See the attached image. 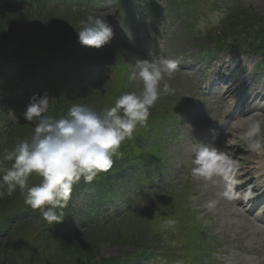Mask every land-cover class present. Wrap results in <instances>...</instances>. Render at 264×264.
<instances>
[{"label":"trees","instance_id":"trees-1","mask_svg":"<svg viewBox=\"0 0 264 264\" xmlns=\"http://www.w3.org/2000/svg\"><path fill=\"white\" fill-rule=\"evenodd\" d=\"M43 1L0 0V98L4 88L16 89L17 92L18 87L12 83L21 79L30 81L39 88L51 85L53 88L50 96L53 99L50 101L49 114L59 118L66 115L71 107L66 106L63 101L64 96L70 91L69 75L71 73L77 75L84 66H89L90 63L85 60L90 59L98 48L82 45L79 41L71 45L66 44L64 31L61 30L64 24L59 19H52L46 11L45 16L37 13V11L40 13L43 11L39 10ZM30 3L33 7L30 6L21 11V8L29 6ZM188 3L191 9L190 19H194L198 18L197 15L203 9L213 7L216 0L212 2L188 0ZM247 15H250V18ZM204 37L209 39L216 52L236 51L244 38H252L258 43L259 48L256 50L261 51L260 48L264 46V16H260L251 9H245V12H231L221 22L219 31L208 29ZM86 51H88L87 54ZM115 88L119 89L117 84ZM86 101L98 111L114 105L113 101L104 100L101 93H94ZM12 105V100L9 98L0 101V155L10 151L18 139L29 138L33 131V124L27 121L20 126L10 127L6 113ZM131 141L126 139L118 150L119 155L116 153L117 155L113 157L111 172L117 177L135 169L134 165H130V157L135 155L138 157L136 160L140 162L138 155L145 151L139 137L132 141L135 150L131 154L129 149ZM150 153L151 151L147 152V155ZM9 164L10 162H5L4 166L7 167ZM143 166L145 165L142 162L140 167ZM142 169L144 171L140 174V184L145 177H150L149 169ZM104 174L106 175V173H100L95 178L98 179L90 184L81 179L73 186L72 194H78L88 185L96 191ZM39 180L40 178L33 174L29 178V184L38 183ZM148 209L147 205L141 206L140 222L137 219H128L124 227V236L131 240L136 235H140V240H144V244L150 247H153V244L148 238L155 237L156 240L159 239L157 249L162 243H166L165 250L158 251L156 255L157 249H151L157 264H182L191 246L192 251H201L200 240L195 229L192 228L195 220L190 215V211L184 210L185 212L179 213L177 209L172 210L178 211L177 214L171 213L177 220V224L174 229L167 231L142 224V220H147L142 213ZM63 213L62 222L49 225L42 218L39 210H33L24 203V196L19 188L11 196L5 195L0 198V264H137L138 257H126L125 253L116 257H99L98 235L95 233L96 236L90 241L79 238V242L70 232L71 223L67 219L70 216L68 205L63 209ZM158 213L162 215L167 212L158 210ZM173 217L164 214L162 220L165 222ZM187 225L191 227L187 229ZM33 231L37 234L35 240L38 237L35 242L30 238ZM162 237L166 239L162 240ZM150 255L152 254L148 250L140 251L142 259Z\"/></svg>","mask_w":264,"mask_h":264},{"label":"clouds","instance_id":"clouds-1","mask_svg":"<svg viewBox=\"0 0 264 264\" xmlns=\"http://www.w3.org/2000/svg\"><path fill=\"white\" fill-rule=\"evenodd\" d=\"M225 15L215 12L196 27L204 33ZM77 35L82 45L100 48L110 42L114 32L105 16L89 15L81 20ZM177 69L178 62L168 57L137 59L129 79L138 80L142 87L122 93L113 106L100 111L90 104H73L66 115L57 118L49 114L53 97L47 92L30 96L22 116L34 128L29 138L18 139L10 151L0 155V198L11 196L19 188L24 203L39 210L49 225L62 222L73 186L81 179L91 183L112 167L121 144L147 122L160 97L172 93L167 80ZM242 139L249 151L264 152V124L252 121ZM193 155L194 178L210 181L224 177L228 183L220 195L237 198L233 192L234 161L229 156L206 143L193 148ZM5 162H10L9 166L5 167ZM33 174L40 180L30 185ZM217 203L210 199L205 207L211 211ZM176 224L175 219H168L161 227L174 229Z\"/></svg>","mask_w":264,"mask_h":264},{"label":"rangeland","instance_id":"rangeland-1","mask_svg":"<svg viewBox=\"0 0 264 264\" xmlns=\"http://www.w3.org/2000/svg\"><path fill=\"white\" fill-rule=\"evenodd\" d=\"M233 2L240 3L243 6H251L257 13L264 14V0H233ZM114 8L115 3H111V0H103V3H101L96 9L91 10V12L105 16H113L115 15ZM208 10L205 12L207 13ZM213 13L215 12L207 13L202 16L200 20L196 19L194 21L198 24L201 20H207ZM140 16H142V14ZM140 16L136 13L131 14L126 20L130 25V28L126 29L128 37H119V35H117L116 37L118 38H115L112 42L119 51L120 60L123 63H125L126 59L130 57H132L135 63L137 59H151L157 57V55L171 59L176 58L179 62L190 61L196 56L198 51V39L200 37L203 38V33H200L196 27L197 24L191 31L184 29L179 22H171L170 20L162 24L160 27H152L150 20L147 19V15L143 14L142 17ZM153 18L157 20V22H160L164 19V16H162L161 13H155ZM143 24L144 28L140 33L137 31L134 32V27ZM168 28L170 33L166 36ZM105 57L107 59V64L111 65L115 62V52L107 53ZM224 59H226L224 54L213 56V58H209L206 65H197L195 68H199V70L194 72H191L187 68L183 71L177 69L172 78L167 80L173 91L171 94L164 95L158 100L159 112L163 113L168 101L174 103L177 100L190 98H198L199 101L195 102L190 113L178 124L175 138L169 140L165 144V147L167 148L165 157L168 156L166 162L167 166L165 167V173H162L158 177V183L168 185L173 184L174 180L178 181L175 182L174 188L169 186L168 190L173 198L179 199L181 203H183V207L189 209L190 212L196 216L197 223L193 228L196 231L198 228L197 234L199 239L207 244L206 249L210 248L209 252L205 253L206 257L211 259V262L208 264H264V227L251 222L252 219L248 218L243 211L244 206L242 207L240 202H232L230 199H226L220 195V193L224 191V187L219 177H214L212 180L202 183L200 180L203 179L194 178L191 175V169L194 167L192 163L194 158L193 141L195 138L198 140L196 134L193 132L194 129H197L200 133L201 128H204L205 126L210 128V131H203V136L205 139L210 137L209 144L214 147L217 146L218 142L223 146L226 142L224 138H221L222 134L215 131L214 125L217 124L218 118L214 117L210 111H203L205 109V103L210 100L213 92L221 85V82L212 85L213 80L219 77L222 73L228 72V65H223V63L220 62ZM213 60L215 63H212ZM226 60L227 62L230 61L229 58ZM134 63L131 66L132 70H134ZM184 64L190 66V63ZM209 65L211 66L207 72V76H201L200 72ZM109 75L110 73H106V76H104L102 80L105 81V84L108 83L112 85L113 77L109 78ZM101 78L102 77H100L99 82L96 84L98 89L104 87V82ZM196 78L204 80L208 87L212 86L211 91L207 88L203 92L199 87ZM248 84L250 87L263 86L264 88V66H262L259 71L249 70ZM128 85L129 83L127 81L125 87ZM140 87H142L141 84ZM194 108L202 115L204 122H210L211 124L208 123L205 125L204 122L200 124V118L197 119L195 125L193 122L191 123L189 116L193 114ZM218 110L219 109H216L215 111ZM257 113H261V111H257ZM258 120L264 124V117L259 118ZM169 123H171L170 120ZM233 135L235 137V132H233ZM156 140L157 138L151 136L148 139V144L153 145ZM164 141L165 138L163 134L162 139L160 140L161 146H164ZM241 146L245 150L247 149L245 143ZM232 153L238 158L233 151ZM244 153H246V157L257 154L253 152H250V155L248 152ZM236 161L239 163L238 160ZM246 170L247 169L244 171ZM239 172L241 173L242 171L240 170ZM191 177L196 179V181L191 182L193 191L189 195V200L187 201L185 196H180V191L184 185L185 179ZM254 177H256L255 183H261L260 181L264 180V176H262V180H260V178L256 176L255 171L251 172L249 175L250 179ZM252 186L254 185L252 184ZM130 188L128 198L131 197L132 192L134 191L133 186ZM262 188H264V183L259 189ZM210 199H216L218 201L216 207L211 211L207 210L205 207L206 202ZM74 204L77 206L82 205V207L85 206L82 198H77L74 201ZM249 216H251L250 213ZM75 218H83V212H76ZM249 219H251V221ZM116 221L120 222L121 217ZM111 223L112 222L107 223L104 227L100 225L101 227L98 228L99 253L102 256H115L123 251L130 252L133 248V239H123L121 227L120 237L117 241L113 242L108 239L109 234L107 227ZM252 223L256 228H251ZM93 226V222L90 223V225L89 223H84L82 228H78V234L82 235L84 231L88 230H92L90 235L95 233ZM198 226H201L200 229ZM93 237L94 235H92V238ZM203 251H205L204 248Z\"/></svg>","mask_w":264,"mask_h":264},{"label":"bare ground","instance_id":"bare-ground-1","mask_svg":"<svg viewBox=\"0 0 264 264\" xmlns=\"http://www.w3.org/2000/svg\"><path fill=\"white\" fill-rule=\"evenodd\" d=\"M247 79L242 78L240 82L238 83L237 87H226L222 86L218 88L219 97L224 100V106L227 105L228 107H234L237 101L243 96L244 93H246L247 90ZM242 86V89L240 92H237V89ZM249 101L248 103H244L242 108L238 111V113L244 117L243 122L239 124L238 129L243 130L246 126L248 128V121H255L258 119V116L254 113L256 108L253 106L258 101H264V92L263 89L260 87H256L251 94L249 95ZM246 106V107H244ZM233 111V109H232ZM234 114V113H233ZM228 124H224L223 126L226 127ZM226 134H222L221 138H225ZM220 143V142H219ZM230 150H232L231 147H228ZM218 150L223 152V149L218 148ZM235 150H242L240 147L235 145ZM243 151V150H242ZM258 166L262 167V170L258 172L260 176H264V152L260 156V161L258 162ZM225 184V181L223 182ZM243 185H237L236 190L237 192H240ZM235 191H233L235 193ZM234 199H230L232 201ZM251 228H256L253 224Z\"/></svg>","mask_w":264,"mask_h":264}]
</instances>
